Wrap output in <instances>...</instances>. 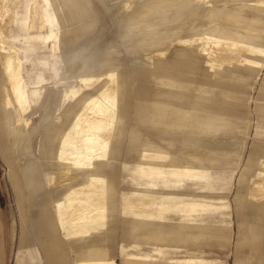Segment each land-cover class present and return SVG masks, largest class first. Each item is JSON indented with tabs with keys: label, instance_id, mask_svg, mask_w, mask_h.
Masks as SVG:
<instances>
[{
	"label": "rangeland",
	"instance_id": "rangeland-1",
	"mask_svg": "<svg viewBox=\"0 0 264 264\" xmlns=\"http://www.w3.org/2000/svg\"><path fill=\"white\" fill-rule=\"evenodd\" d=\"M130 1L151 3L145 24L133 17L129 20L133 30L129 31L123 7ZM253 1L211 0L215 10L208 16V3L194 0H66V6L74 5L75 13L58 48L53 51L50 41L49 47L36 46L27 53L26 78L27 70L33 69L32 60L38 64L44 51L60 55L56 59L63 76L58 92L53 69L45 68L46 87L34 114L14 108L16 100L10 88L11 94H5L12 70H6L0 58V264H51L46 247L55 239L62 240V236H50L49 225L39 218L45 208L35 206L34 198L24 189L17 151L21 139L15 145L13 139L14 132L21 137L23 132L16 119L24 113L25 118L31 117L33 147L38 154L45 129L40 121L45 109L42 103L55 105L61 95L63 105L70 107L81 98L74 107L80 110L88 91L80 76L99 77L89 84L98 93L108 80L107 71L114 69L124 87L118 93L119 118L108 159L99 164L114 202L101 220L104 228L80 240L70 239L71 251L60 264H79L75 251L91 244L108 247L110 263L106 264H264V190L257 196L260 200L250 201L256 173L244 181L247 186L238 188L247 165L257 168L264 159V10L252 5ZM187 21L193 25L184 27V33L201 25L213 36L250 46L227 52L233 59L227 57V61L223 54L210 60L203 51L190 50L189 36L171 43L162 41L180 34V26ZM16 43L24 56L28 42ZM251 46L260 52L251 54ZM72 49L78 52L75 57L65 58L63 53ZM239 55L259 63L244 65ZM188 57L194 65L192 73L178 72L195 83L196 101L190 97L188 102L197 105L201 115L204 111L218 114H213V119L198 118L206 130L155 119V107L161 101L155 90L159 70L173 71L174 64L186 66ZM87 63L95 68L87 69ZM72 88L81 91L73 95ZM74 114L69 111L67 123L73 121ZM144 147L147 156L159 155V163L165 164L161 171L146 173L150 166L143 164ZM189 153H196L199 159L187 157ZM178 163L194 165L195 170L175 171ZM52 190L56 192L54 187ZM145 195L152 198L143 206L141 197ZM186 203H195V207L190 210ZM145 209L157 211L151 215L140 211ZM90 255L86 252L83 256Z\"/></svg>",
	"mask_w": 264,
	"mask_h": 264
},
{
	"label": "crops",
	"instance_id": "crops-1",
	"mask_svg": "<svg viewBox=\"0 0 264 264\" xmlns=\"http://www.w3.org/2000/svg\"><path fill=\"white\" fill-rule=\"evenodd\" d=\"M19 5L17 2H19ZM35 0H13L12 3V9L14 13V19L11 23V26L6 28L7 35L10 37V44L12 47H15L19 50L20 54L22 55V50L21 48L17 45V41L19 40H26L28 42V45L24 46V56H22V74L23 71L26 70V63L29 60L28 56V51H30L32 48L36 50V46L41 49L43 47L44 49L49 47L48 43L50 41H53L52 44V50L55 51L59 44H60V36L63 33H68V20L71 19V16L75 13L74 11V5L69 4L70 6H66V0H42L43 4L40 7L39 14L43 15V20L45 23V28L43 30H36L31 29L32 22H31V14H33V5H34ZM105 3L106 0H104ZM109 2V0H108ZM205 2H209L212 6L213 4L211 3V0H206ZM205 2H198V3H205ZM254 6L260 7L264 10V0H256L251 3ZM35 9V8H34ZM214 6L212 10L208 11V16H212V13L214 11ZM79 13V12H78ZM82 14V13H81ZM123 18L125 20V27L126 29L133 30L132 27L133 25L129 22L131 20V17L128 16V14L123 10ZM147 16L142 19V21L139 23L141 25L145 24L144 22L147 20ZM187 25L184 27L189 28L191 25H193V21H187ZM211 25L214 23H210ZM183 27V28H184ZM183 28L179 29L182 30ZM204 28V27H203ZM184 30V29H183ZM186 30V29H185ZM192 31L189 30L188 32ZM204 36H212L214 39L218 40H223V41H231L232 39L228 38H222V37H216L213 36L212 34L206 32V29L204 30ZM206 43H209V41H206ZM204 42V44L196 45L195 42H192L189 40L187 42V45L189 46L190 50L196 51V47L199 48L200 51H203L206 55V59L210 60H215V59H220L219 57L213 58L212 55L209 53H206V46L207 44ZM240 42V41H239ZM239 46L242 48L246 46H250L249 43L246 42H240ZM251 48L254 49V51L251 52V54H257L260 52V49L257 48L256 46H251ZM81 50V49H80ZM28 53V54H27ZM77 50H71L68 52V54H64L63 56L66 58L67 57H75L77 54ZM60 55H56L54 52L52 53H45L43 52L42 58L38 60V64L32 60L34 66L33 69L27 70V78H25V89L27 93L31 97L36 98V102L33 103L27 111H32L34 113L37 112L38 109H36V106H39L40 101L42 100V90L45 89V82L47 80L46 75H45V68H48L50 66L53 69L55 84L54 86H57L58 92L60 90L58 89V86H60L61 81L63 79L61 69L59 68V61L56 59ZM70 57V58H71ZM185 57V56H184ZM225 57V56H223ZM229 57V56H228ZM243 59L244 65L246 63H251L249 66H253L258 64V60L250 58L248 56H241L239 55L238 59ZM225 59L228 61L227 57ZM2 62V60H1ZM93 63V62H92ZM187 65H181L183 69H175L173 71L170 70H164L163 68L159 70V75L156 77V87L155 90L157 91V94L160 95L161 101L159 102L160 105L155 107V119L159 120L160 122L167 123V124H172V125H177V126H186L189 125L192 130L197 131V129L201 130H206V124L201 123L198 121V118H210L213 119L212 115L217 113H211L208 111H204L203 114L197 112L198 108L197 105H195L192 102H188L189 98L191 97L194 98L196 101V92L194 91L195 89V83L191 81V78H187L186 80L178 74L179 71H183L185 73H192L194 69V65H190V60L189 57L186 61ZM247 65V64H246ZM41 69H39V67ZM87 69L93 70L95 66H92L90 63H87L86 65ZM37 70V71H36ZM188 71V72H187ZM35 72V73H34ZM111 72L114 73L113 78L117 82V97H116V120L119 118V98H118V93L119 89L121 87H124L122 85V80H119L117 74V70H108L107 71V77L108 80L102 85L100 88L99 92L94 91V87H90L89 84H94V82L99 78L94 76L93 74L91 75H82L80 76V80L82 78L86 79H92L88 81V86H85L88 88V91L85 92L87 97L83 101V106L80 108V110L74 109L76 105L79 104L81 101V98H76L73 102L72 105L69 106H64L61 100L62 96L60 95V98L58 97L56 99L55 105H52L50 103H42V106H44V113L40 117L41 121V126H45V129L43 132H41L39 144H38V154H36V150L33 147V137H34V132L30 130V128L26 131L23 132L21 141H20V148L17 149L19 152V158L22 160V169H21V176H22V181L24 183V189L28 191L29 195L31 198L34 200L33 204L35 206H38L39 204L43 205L45 208L44 214H40L39 218H43V222L49 225V230H50V236L53 235H59L62 236V240L60 239H55L51 242L50 247H46V253L48 254L49 261L51 264H60V262L66 257L68 253L71 251L70 247V239L76 238L77 240H80L84 236H91L94 232L97 230H102L104 228V223L101 222L103 217L107 216L108 211L110 210V202H114V198H109L108 196V191L111 187H109V183L107 181V176L103 174L100 171L99 164L103 162L104 159H108V155L110 152V142L114 133V125L112 126L111 134L108 139V145L106 149L104 150L103 154L100 156H97L93 159L92 165L90 166H74L73 171L75 173V178L73 179H65L59 183L56 182L57 176L58 175H65V167L62 165L61 161L59 160L60 157V148H61V140L63 135L73 126L76 116L79 111H81L84 107V104L86 100L90 96H95L98 95L102 90L105 89V87L111 82ZM19 72H15L12 69V80L10 82V85L12 83H15L19 79ZM168 77V79L171 82H164L163 79ZM83 83V82H82ZM171 83H176L178 86H174ZM9 87L6 88L5 94H11L13 93V98L15 99V94L13 91V88ZM85 85V84H84ZM10 88V91H9ZM81 88H79V91L76 93L77 95ZM121 91V90H120ZM187 91V92H186ZM75 94V95H76ZM192 94V95H191ZM191 95V96H190ZM64 96V95H63ZM16 100V99H15ZM17 101V100H16ZM15 101V102H16ZM14 102V108L18 110H22L20 107V104L17 102ZM71 104V103H70ZM18 105V106H17ZM41 105V104H40ZM17 106V107H16ZM75 111L74 114V119L71 123H67V117L69 115V111ZM57 111V112H56ZM199 113V114H198ZM25 116V113L23 114ZM193 139L195 137L193 136ZM195 141V140H193ZM147 151V148L144 147V151L142 154V159H144L143 164L147 163L148 166H150L147 170V174L151 173L154 169L155 170H162L164 168L163 166L165 164H160L159 163V155L156 154V156H147L145 153ZM157 152H161L157 150ZM187 157L191 158H198L196 153H189L186 155ZM264 159L261 161V166L253 169V166L251 163L247 165V169L243 170L241 172V176L239 177V182H238V188L239 191L240 189L246 185L247 183H244V181L248 180L250 178V173H256L258 177L261 174V171L263 169L262 162ZM175 171H187L190 173V171H194V165L190 164H184V163H178L174 167ZM152 170V171H151ZM145 172V171H144ZM94 177V178H93ZM101 177L102 179V185L97 182L96 178ZM254 177L253 180L256 178ZM90 183L94 184L97 188L103 189L104 193L102 196L103 203L102 205L106 209V213L104 215H97L96 210L93 211L92 217L89 219L82 221L81 224L78 225H73V222H70L69 224L63 225V220L61 213L59 212V206L64 203V200L67 198V193L68 190L72 187L78 188L82 185H89ZM56 190L53 191L52 188ZM252 188V185H251ZM59 190H64V191H59ZM59 192V193H58ZM261 192H254L252 189V194H251V202L258 201V195ZM152 197H146L142 196L141 200L143 201V206H146L150 204V200ZM153 198H157V196H154ZM264 197H262V200ZM189 206L191 207L190 210H192L195 207V203H186L184 206ZM238 209L241 206V201H237ZM60 206V207H61ZM166 209V206L163 207ZM142 212H146L148 214H154L156 211L151 210V209H145V210H140ZM48 212H50L48 214ZM104 217V218H105ZM190 220L188 221V223ZM78 223V222H76ZM66 249L63 251L61 256L59 257L58 255V249L59 248H64ZM106 250H108V247L106 245H97V244H91L87 245L83 248H79L75 251L76 257L79 260V264H106L110 263L109 258L107 256ZM90 253V256H83L85 253Z\"/></svg>",
	"mask_w": 264,
	"mask_h": 264
},
{
	"label": "bare ground",
	"instance_id": "bare-ground-1",
	"mask_svg": "<svg viewBox=\"0 0 264 264\" xmlns=\"http://www.w3.org/2000/svg\"><path fill=\"white\" fill-rule=\"evenodd\" d=\"M164 1H170V3H174L177 0ZM194 1L198 3L205 2L206 0ZM12 3L13 0H0V58L6 70L11 71L13 69L15 72L20 73L19 79L15 83H12L10 87L13 88L15 99L20 104L22 111H27L29 107L36 102V98L34 96L31 97L25 89V78L21 69L23 58L19 50L11 46L10 37L7 35L6 28L9 26V24L11 26V23L14 19ZM149 3L151 2L142 1L140 3L139 1H130L124 5L123 10L131 18L134 17L137 23H140L149 12ZM206 3H208L207 10H212L213 6L209 2ZM42 4V0H35L34 2L33 7L35 9L33 8V14H31V29L43 30L45 28L43 15L39 14ZM184 25L186 26L187 24L185 23ZM183 27L180 26V29ZM192 28V31L185 33L184 30H180V34L170 35L164 38L162 41L171 43L174 40H180L183 39V37L189 36L190 39H188V37V41L191 40L198 46L200 44H204V39H206V41H209V43L205 42L207 44L205 48L206 53H210L213 58L219 57L220 54L228 57L227 55L231 53L232 50L234 51V49L241 48L239 46L240 42L236 40L223 41L214 39L212 36H206L205 38V28H203L201 25H196ZM185 41L187 40L185 39ZM197 50H199L198 47H196V51ZM227 52L229 53L227 54ZM246 64L251 65V63ZM173 68L179 70L183 69L180 64H174ZM113 76L114 73L111 72V82L105 87L104 90H102L98 95L90 96L86 100L83 109L78 112L73 126L63 135L61 140L59 160L65 167V175H58L56 179L57 183L65 179L75 178L76 175L73 171L74 166L92 165L93 159L103 154L104 150L106 149L108 145V139L112 132L111 128L116 120L115 113L117 82ZM90 80L92 79H81L85 86H88V81ZM163 81L171 82L168 77L164 78ZM171 84L178 86L176 83ZM78 91L79 88H72L70 93L75 95ZM66 94L67 91L64 93V97ZM6 101H8L7 98ZM30 123L31 117L25 118L24 115H20V117L16 119V124L18 125V128H22V132H26L30 128ZM21 138L22 137L20 134L14 132V145L17 144ZM262 166L263 169L261 174L252 182V189L254 192H262L264 190V161L262 162ZM95 178L98 183H102L101 177ZM103 193V189L97 188L92 183L87 186L82 185L78 188L71 186V188L68 190L66 200H64L62 206L60 205L61 207L59 206V212L62 216L63 225L69 224L70 222H73V225L81 224L82 221L92 217L94 210H96L95 212L97 215H104L106 213V209L102 205ZM65 249L66 247L58 249L59 257Z\"/></svg>",
	"mask_w": 264,
	"mask_h": 264
}]
</instances>
